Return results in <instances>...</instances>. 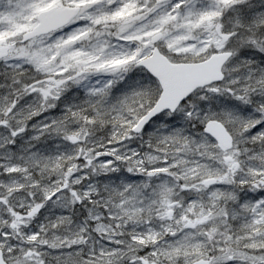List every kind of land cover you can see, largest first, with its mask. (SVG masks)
<instances>
[{"label":"snow or ice","instance_id":"snow-or-ice-1","mask_svg":"<svg viewBox=\"0 0 264 264\" xmlns=\"http://www.w3.org/2000/svg\"><path fill=\"white\" fill-rule=\"evenodd\" d=\"M0 264H264V0H0Z\"/></svg>","mask_w":264,"mask_h":264}]
</instances>
